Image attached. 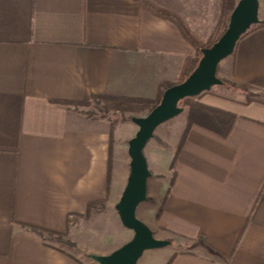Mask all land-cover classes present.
I'll return each instance as SVG.
<instances>
[{
	"label": "crops",
	"instance_id": "1",
	"mask_svg": "<svg viewBox=\"0 0 264 264\" xmlns=\"http://www.w3.org/2000/svg\"><path fill=\"white\" fill-rule=\"evenodd\" d=\"M144 2L200 40L218 17L206 0H0V264H84L51 242L105 197L111 138L76 108L154 99L194 54ZM222 70L225 89L196 101L228 124L186 129L154 226L198 243L166 264H264V27Z\"/></svg>",
	"mask_w": 264,
	"mask_h": 264
},
{
	"label": "rangeland",
	"instance_id": "2",
	"mask_svg": "<svg viewBox=\"0 0 264 264\" xmlns=\"http://www.w3.org/2000/svg\"><path fill=\"white\" fill-rule=\"evenodd\" d=\"M258 1V18L260 21L264 16V0ZM217 2L218 0H206L207 9L212 6V11L216 17L218 16ZM225 60L218 64L215 72L217 79L221 82L225 78L222 70ZM222 87L215 85L211 91H222L225 89ZM76 110L78 113L85 112L92 117L100 114V109L96 104L92 105L91 103L87 106H80ZM187 121L186 112L183 111L180 115L163 123L154 131L152 139L148 141L143 150L151 176L147 181V200L137 207L136 217L152 231L155 239L161 235L154 226L156 220L159 219L162 201L171 182L172 163L177 144L188 128ZM109 128L112 134H110L112 152L109 165L111 183L108 189L107 202L104 205L100 204L96 213L93 210H85V219L82 217L73 219L66 235L62 237V242H51L63 251L73 254L84 264H96L89 258L90 255H99L102 252H106L104 255H107L128 242L133 236L130 230L121 225L114 206L120 199L119 195L123 191L129 175L128 142L135 136L138 128L131 121L122 123L121 116L111 117ZM170 239L171 242L169 241L168 246L144 252L138 264H166L169 254L175 251L190 250L198 243L197 241L195 243L180 242L172 236Z\"/></svg>",
	"mask_w": 264,
	"mask_h": 264
},
{
	"label": "water",
	"instance_id": "3",
	"mask_svg": "<svg viewBox=\"0 0 264 264\" xmlns=\"http://www.w3.org/2000/svg\"><path fill=\"white\" fill-rule=\"evenodd\" d=\"M258 0H238L223 35L210 48L201 49V58L194 71L180 84L167 88L159 104L143 117H132L138 128L128 142L129 175L120 199L114 209L121 225L133 233L132 238L107 255H90L96 264H138L144 252L160 249L170 244L157 240L152 231L136 217L137 207L147 200V181L151 176L143 150L154 131L163 123L182 113L179 102L194 98L222 82L215 72L218 64L234 51L240 37L260 21Z\"/></svg>",
	"mask_w": 264,
	"mask_h": 264
},
{
	"label": "trees",
	"instance_id": "4",
	"mask_svg": "<svg viewBox=\"0 0 264 264\" xmlns=\"http://www.w3.org/2000/svg\"><path fill=\"white\" fill-rule=\"evenodd\" d=\"M237 2L238 0H218L217 5H216L217 11H218L217 21L209 37L206 40H200L197 37H195L189 31L185 22L179 17H177L176 15L170 12H167L165 10H162L154 6L153 4H150L147 2L143 3V5L147 7L148 10H150L154 15L174 25L179 31V33L181 34V36L183 37V39L187 41V43H189L194 50V54L192 56L185 58L181 66L179 78L177 82L166 85L164 91L167 88H170L174 85L184 82L186 78L194 71V69L197 67V64L202 56L201 49L210 48L214 43L218 41V39L223 35L225 30L227 29L229 17ZM262 27H264V23L262 22H259L257 25L252 26L246 33H244L240 37L239 41L247 37L248 35H250L255 30L262 28ZM238 42L236 43V45L238 44ZM234 51H235V48H234ZM164 91H162L154 99L115 97V96L103 97L98 100L100 116L102 118H108L109 120L113 116L114 117L121 116V122L126 123V121H131V118L133 116H137L141 114H148L150 111H152L159 104ZM196 98L197 97L186 98L180 101L178 104V106L182 108L183 111L186 112V116L188 120L187 127L198 125L201 127H208V128L214 129V126L216 127H221V126L223 127L225 125L227 126L228 121L230 119L228 114H224L213 108L204 106L200 104L199 102H197ZM111 152H112V146H111ZM110 183H111V178H110V175H108L107 190H106L105 197L101 200L93 201L89 203L86 207L87 211L93 210L96 213L99 210L98 206L100 204L104 205L107 202L108 192H109L108 189H109ZM121 194H122V191L119 197L121 196ZM83 216H85V214ZM37 232L39 233V235L41 236L43 235L42 231H37ZM63 236L65 235H57L56 239H53V241L62 242L61 240Z\"/></svg>",
	"mask_w": 264,
	"mask_h": 264
}]
</instances>
